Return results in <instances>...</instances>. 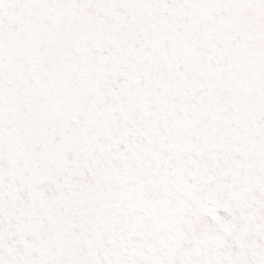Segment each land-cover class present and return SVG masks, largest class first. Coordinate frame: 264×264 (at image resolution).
Here are the masks:
<instances>
[{
    "label": "snow or ice",
    "instance_id": "6c2138e0",
    "mask_svg": "<svg viewBox=\"0 0 264 264\" xmlns=\"http://www.w3.org/2000/svg\"><path fill=\"white\" fill-rule=\"evenodd\" d=\"M0 264H264V0H0Z\"/></svg>",
    "mask_w": 264,
    "mask_h": 264
}]
</instances>
